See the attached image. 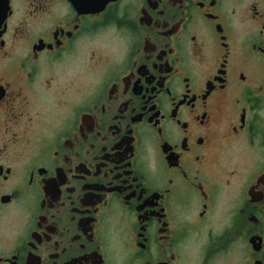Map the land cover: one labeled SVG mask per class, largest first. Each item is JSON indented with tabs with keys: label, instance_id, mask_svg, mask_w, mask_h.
Here are the masks:
<instances>
[{
	"label": "flooded vegetation",
	"instance_id": "1",
	"mask_svg": "<svg viewBox=\"0 0 264 264\" xmlns=\"http://www.w3.org/2000/svg\"><path fill=\"white\" fill-rule=\"evenodd\" d=\"M0 264H264V0H0Z\"/></svg>",
	"mask_w": 264,
	"mask_h": 264
}]
</instances>
